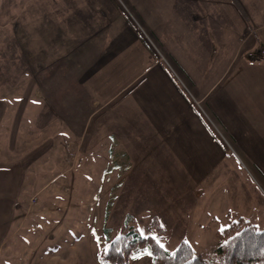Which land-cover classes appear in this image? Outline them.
Listing matches in <instances>:
<instances>
[{
  "label": "rangeland",
  "instance_id": "rangeland-1",
  "mask_svg": "<svg viewBox=\"0 0 264 264\" xmlns=\"http://www.w3.org/2000/svg\"><path fill=\"white\" fill-rule=\"evenodd\" d=\"M113 4L0 0V108H17L25 95V155L39 151L38 160L25 165V174L39 183L57 177L29 190L30 213L2 248L0 264H99L98 252L126 225L169 251L186 241L204 257L214 251L216 231L227 225L228 214L264 229V178L245 149L217 125L221 160L210 170H197L192 184H179L180 170L161 168L155 160L151 165L142 156L133 159L131 168L114 165L118 155L111 154L108 163L109 140L99 135V122L85 123L84 108L72 134L68 106H62L66 115L56 114L58 98L74 97L83 104L86 88L74 80V68L93 52L101 22L117 20ZM257 49L262 59L264 48ZM197 109L207 112L203 104ZM153 219L163 233L152 227Z\"/></svg>",
  "mask_w": 264,
  "mask_h": 264
},
{
  "label": "crops",
  "instance_id": "crops-1",
  "mask_svg": "<svg viewBox=\"0 0 264 264\" xmlns=\"http://www.w3.org/2000/svg\"><path fill=\"white\" fill-rule=\"evenodd\" d=\"M107 1L118 18L101 22L93 52L73 72L86 88L83 104L74 97L53 102L59 117L68 106L71 134L84 108L85 123L99 122L109 140L108 163L118 155L114 165L131 168L142 156L180 170L176 183L192 184L197 170L221 160L217 125L264 178V49L256 57L257 46L264 48V0ZM17 104L0 108V253L25 224L29 190L57 179L39 183L25 174L39 151L25 155L24 94ZM202 104L206 114L197 109ZM141 260L151 264L147 255L131 264Z\"/></svg>",
  "mask_w": 264,
  "mask_h": 264
},
{
  "label": "trees",
  "instance_id": "trees-1",
  "mask_svg": "<svg viewBox=\"0 0 264 264\" xmlns=\"http://www.w3.org/2000/svg\"><path fill=\"white\" fill-rule=\"evenodd\" d=\"M111 201L108 203L105 218ZM228 223L216 231L217 245L214 251L204 257L186 241H181L173 251L160 247L153 236H144L138 228L126 225L121 233L109 241L98 252L99 264H130L134 256L147 249L151 264H264V229L237 214H228ZM157 232L164 229L156 219L151 221ZM105 229V233H109ZM107 249V252L105 251Z\"/></svg>",
  "mask_w": 264,
  "mask_h": 264
},
{
  "label": "snow or ice",
  "instance_id": "snow-or-ice-1",
  "mask_svg": "<svg viewBox=\"0 0 264 264\" xmlns=\"http://www.w3.org/2000/svg\"><path fill=\"white\" fill-rule=\"evenodd\" d=\"M224 229H221V231H223ZM93 235L95 236V233H93ZM97 242L99 243V238H97ZM160 247H164V245L163 244H160L159 245ZM105 251L107 252V249H105ZM142 255H151V253L147 250V249H145V251H144V253L142 254ZM141 258V256L140 255H137V256H134L133 257V259H140Z\"/></svg>",
  "mask_w": 264,
  "mask_h": 264
}]
</instances>
